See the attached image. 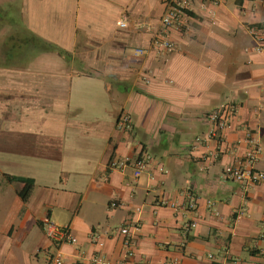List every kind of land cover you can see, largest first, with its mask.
Segmentation results:
<instances>
[{"label":"crops","instance_id":"crops-1","mask_svg":"<svg viewBox=\"0 0 264 264\" xmlns=\"http://www.w3.org/2000/svg\"><path fill=\"white\" fill-rule=\"evenodd\" d=\"M6 1L9 41L21 26L39 49H11L12 26L0 30V264L58 248L67 264H264V182L224 174L264 171V0H190L183 31L163 25L164 0ZM222 105L234 111L211 135ZM8 175L33 179L27 202ZM46 217L76 242L55 245Z\"/></svg>","mask_w":264,"mask_h":264},{"label":"built area","instance_id":"built-area-1","mask_svg":"<svg viewBox=\"0 0 264 264\" xmlns=\"http://www.w3.org/2000/svg\"><path fill=\"white\" fill-rule=\"evenodd\" d=\"M166 9L162 16V23L166 27L174 28L178 31H183L184 27V9L189 6L190 0H164ZM217 3V1H215ZM129 17L127 14L122 15V26H126L128 23ZM140 27H145L143 23L137 24ZM251 32H255L254 28L250 29ZM152 47L158 50H165L171 51L174 49V43L167 37H154L152 42ZM259 50H263L264 48L260 46ZM234 111V107L228 105H222L220 107L215 108L211 112L207 114L208 120L214 125L211 130V135H218L220 130L225 129L228 126V118L229 114ZM131 117L129 114L123 115L117 122V128L122 129L130 125ZM259 148L252 149L248 154L247 157L249 159H255V156ZM150 160V155L145 154L142 157L137 158L133 162L134 166V176L139 177L140 174L147 168L148 163ZM120 165H124L125 162H119ZM224 174L226 178L240 181V182H247L250 184H256L259 182H264V171L260 170H252V169H243L240 166L236 165H229L225 167ZM114 205V204H113ZM190 207L195 206V202L191 201L189 204ZM195 226L196 224H192ZM42 227L45 234L52 239L55 245H61L64 243H75L76 238L72 234L71 228L69 225H59L49 217H46L42 222ZM132 225L126 223L125 225L119 228L120 233L123 234V245L126 250V256L130 257L133 255V246L135 241L133 239L132 233ZM98 244L101 246L103 245L102 242L97 241ZM94 261L97 264H106V260L102 254H97L94 257ZM44 264H67L65 261V257L63 252L58 248L56 251L51 252L48 254V257Z\"/></svg>","mask_w":264,"mask_h":264},{"label":"rangeland","instance_id":"rangeland-1","mask_svg":"<svg viewBox=\"0 0 264 264\" xmlns=\"http://www.w3.org/2000/svg\"><path fill=\"white\" fill-rule=\"evenodd\" d=\"M9 1L6 0H0V30L3 28H7L9 27V29H11L12 26V30L10 31L9 34L7 35L6 38L2 39V41L5 42L6 45H8V43L10 42V39H14L16 40V36L18 37L20 35V31L15 33L16 29H17V24L11 23V22H16L17 21V8H13L12 10V4ZM16 5V4H14ZM22 29V31H24V33L22 34V36L19 38V42L18 44L13 42V40H11V42L9 43V47H11V49H26L28 52H30L31 54L35 53L39 48V43L38 40L36 39V37L33 35L34 33L32 32H27L26 29L24 30L23 27H19ZM22 39L25 41L27 39H29V41H26L25 43H22ZM9 41V42H8ZM1 42V40H0ZM25 44V46L23 45ZM8 47V46H7ZM20 47V48H19ZM24 47V48H23ZM38 48V49H37ZM21 59V58H18ZM22 61V59H21Z\"/></svg>","mask_w":264,"mask_h":264},{"label":"trees","instance_id":"trees-1","mask_svg":"<svg viewBox=\"0 0 264 264\" xmlns=\"http://www.w3.org/2000/svg\"><path fill=\"white\" fill-rule=\"evenodd\" d=\"M184 12H187L186 8L184 9ZM7 179L10 181H21L24 183V186L20 191V196L24 202H27L34 188L33 179L27 177L10 176V175L7 176Z\"/></svg>","mask_w":264,"mask_h":264}]
</instances>
